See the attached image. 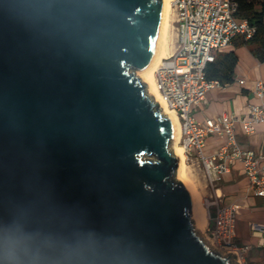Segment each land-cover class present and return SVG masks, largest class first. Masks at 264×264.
Here are the masks:
<instances>
[{
    "label": "water",
    "instance_id": "95a60500",
    "mask_svg": "<svg viewBox=\"0 0 264 264\" xmlns=\"http://www.w3.org/2000/svg\"><path fill=\"white\" fill-rule=\"evenodd\" d=\"M164 0H0V264H232L198 235L175 127L137 74Z\"/></svg>",
    "mask_w": 264,
    "mask_h": 264
},
{
    "label": "built area",
    "instance_id": "2783aa9c",
    "mask_svg": "<svg viewBox=\"0 0 264 264\" xmlns=\"http://www.w3.org/2000/svg\"><path fill=\"white\" fill-rule=\"evenodd\" d=\"M172 10L175 43L171 53L157 66L155 79L162 101L177 116L179 144L184 148L186 162L196 163L204 173L203 199L211 223L204 237L222 255L235 254L237 259L232 264H264L249 262L247 255L251 248L237 244L236 217L240 206L224 205L225 196L220 189L224 175L238 162L248 179L249 191L264 199V157L242 149L236 135L237 126L249 136L264 123V82H256L253 93L257 102L249 105L246 117L224 113L199 123L192 116V109L203 105L211 90L224 86L206 77V67L214 61V53L236 38L250 40L254 28L237 18L236 0H173ZM212 136L222 139L223 145L216 154L205 156L203 148ZM248 230L257 240V247L264 248V223L249 222Z\"/></svg>",
    "mask_w": 264,
    "mask_h": 264
},
{
    "label": "crops",
    "instance_id": "0c3cea01",
    "mask_svg": "<svg viewBox=\"0 0 264 264\" xmlns=\"http://www.w3.org/2000/svg\"><path fill=\"white\" fill-rule=\"evenodd\" d=\"M255 48L253 45L243 43L241 38H236L229 46L214 53L216 59L233 52L237 57V64L232 81L222 88L211 90L207 94L205 103L192 109V116L197 122L202 123L206 118H216L224 113L244 117L248 115L249 105L257 102L253 93L254 86L258 81L264 82V61L257 60L254 54ZM239 80H244L245 83L241 85ZM236 135L242 149L252 150L264 157V123L258 125L255 133L249 136L242 132L240 126H237ZM222 145V139L217 136L209 137L203 148V154L214 155ZM262 164L264 165V158ZM220 189L225 196L224 205L240 206L236 217L237 244L251 248L247 255L249 262H264V248L257 247V240L250 236L248 230L249 222L264 223V199L255 197L249 191V182L240 163H234L231 171L224 175ZM210 225L208 219L207 227Z\"/></svg>",
    "mask_w": 264,
    "mask_h": 264
},
{
    "label": "bare ground",
    "instance_id": "6f19581e",
    "mask_svg": "<svg viewBox=\"0 0 264 264\" xmlns=\"http://www.w3.org/2000/svg\"><path fill=\"white\" fill-rule=\"evenodd\" d=\"M165 1V11L161 24V29L159 32L158 43L155 50L154 57L149 64V66L144 70L137 74V76L141 79V81L148 86L147 93L153 95L154 100L160 102L161 104V113L165 116H169L175 127V135L172 147L174 155L178 156L181 162V167L178 172V178L181 179L185 183V187L191 190L194 197V210L193 217L194 222L197 226L196 230L198 235L203 239V241L211 248L212 245L210 242L203 237L204 232L207 228L208 224V213L204 203V199L201 195L200 189L197 187L195 182H193L187 175L186 169V155L184 152V148L181 144H179L180 139V127L177 116L173 110L168 108L166 104L162 101L160 92L157 88L156 79H155V71L160 61L168 56L169 53V41H168V30H169V16L172 10V2L173 0H164Z\"/></svg>",
    "mask_w": 264,
    "mask_h": 264
},
{
    "label": "trees",
    "instance_id": "16d2710c",
    "mask_svg": "<svg viewBox=\"0 0 264 264\" xmlns=\"http://www.w3.org/2000/svg\"><path fill=\"white\" fill-rule=\"evenodd\" d=\"M238 3L237 18L245 20L254 28V34L250 40L243 43L253 45L254 54L259 62L264 61V0H236ZM237 57L233 52L224 54L206 67V77L209 80H217L223 85L232 81Z\"/></svg>",
    "mask_w": 264,
    "mask_h": 264
},
{
    "label": "rangeland",
    "instance_id": "374dc122",
    "mask_svg": "<svg viewBox=\"0 0 264 264\" xmlns=\"http://www.w3.org/2000/svg\"><path fill=\"white\" fill-rule=\"evenodd\" d=\"M169 30H168V41H169V52L172 51V48L174 47V43H175V29H174V13L173 11H171L170 16H169ZM170 54V53H169ZM168 54V55H169ZM173 141L171 143V147H172ZM186 172L188 177L195 182V184L197 185V187L200 189L201 191V195L202 197H204L205 194V179H204V173L201 167H199V165H197L196 163H192V162H186ZM206 237V235H203V237Z\"/></svg>",
    "mask_w": 264,
    "mask_h": 264
}]
</instances>
